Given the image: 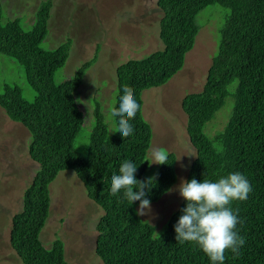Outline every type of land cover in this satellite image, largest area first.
I'll use <instances>...</instances> for the list:
<instances>
[{
	"label": "trees",
	"instance_id": "obj_1",
	"mask_svg": "<svg viewBox=\"0 0 264 264\" xmlns=\"http://www.w3.org/2000/svg\"><path fill=\"white\" fill-rule=\"evenodd\" d=\"M51 6V0L41 1L31 29L25 30L19 18L4 20L0 2V53L22 66L35 92L28 101L16 84H5L0 91V108L28 131V156L38 165L22 194V210L12 217L8 232L9 246L21 264H66L60 239L50 248L40 240L49 214V186L62 171H72L87 198L102 211L94 244L100 264H212L198 245L176 240L174 226L186 207L184 199L165 228L157 230L137 215L139 202L130 205L123 190L116 196L110 191L111 176L118 174L125 160L138 167L137 180L156 176L151 190L146 189L151 203L176 183L173 153H168L167 164L149 165L152 131L141 112V94L166 84L181 69L199 31L197 15L211 6H219L223 13L217 21L214 15L210 18L216 23V41L206 57L204 83L200 91L184 95L180 102L188 144L195 153L185 180L215 182L239 172L250 181L248 198L231 204L243 221L237 231L246 242L238 255L227 251L224 264H264V0H156L161 11L157 24L162 49L130 59L115 71L114 108L119 106L125 85L134 90L140 105L129 121L133 134L122 138L117 132L119 117H114L116 130L109 134L96 103L85 153L73 147L86 121L74 94L96 53L70 79L55 83V72L64 66L71 40L54 49L41 48ZM225 105L229 115L224 129L207 136L205 125Z\"/></svg>",
	"mask_w": 264,
	"mask_h": 264
},
{
	"label": "rangeland",
	"instance_id": "obj_2",
	"mask_svg": "<svg viewBox=\"0 0 264 264\" xmlns=\"http://www.w3.org/2000/svg\"><path fill=\"white\" fill-rule=\"evenodd\" d=\"M41 1L44 0H0L4 20L19 18L25 30L31 29ZM51 2L47 35L41 48L54 49L67 39L71 40L69 56L64 66L55 72V83L70 79L96 53L95 61L85 71L82 83L74 94L78 105L85 111L86 121L73 147L85 153L94 123L93 116L91 121L90 117L96 103L100 104L108 133L113 134L116 130L111 115L115 104L116 67L127 60L144 58L148 53L162 49L157 24L161 11L156 6V0ZM222 13L219 6L200 11L197 15L199 31L181 69L166 84L144 90L141 94V112L152 131L150 150L163 148L176 158V183L157 202L151 203L147 215L139 216L157 230L165 228L167 220L183 199L176 189L181 180H185V170L195 153L188 144L187 120L180 102L184 95L202 89L209 65L206 57L216 41V23L210 22V18L214 15L213 19L217 21ZM5 84L19 86L23 98L28 101L35 96L22 66L0 53V91ZM228 115L225 105L205 125L207 136L223 130ZM29 140L28 131L0 108V264H21L9 246L8 232L12 217L22 210V194L38 169L28 156ZM150 150L149 165L152 162ZM153 165L156 164L150 166ZM49 191V214L40 232L43 246L50 248L55 239H60L64 244L66 264H100L94 253V244L95 226L102 215L101 209L87 198L72 171L60 172L50 183ZM138 208L139 205L136 206Z\"/></svg>",
	"mask_w": 264,
	"mask_h": 264
},
{
	"label": "clouds",
	"instance_id": "obj_3",
	"mask_svg": "<svg viewBox=\"0 0 264 264\" xmlns=\"http://www.w3.org/2000/svg\"><path fill=\"white\" fill-rule=\"evenodd\" d=\"M122 91L119 106L112 109L111 115L119 117L117 132L122 138H127L134 131L129 121L135 118L140 105L131 87L125 85ZM150 157L151 164L164 165L167 164L168 152L154 147L150 150ZM137 168L135 164L125 160L118 174L111 176L110 191L116 196L123 190V196L130 205L139 202L137 215L144 216L151 210L146 189L151 190L150 186L155 182L156 176L137 180ZM176 191L186 201V207L181 210L182 215L174 226L176 240L195 243L212 264H224L225 253L229 250L238 255L246 241L237 231V225L243 221L239 219L238 209L234 211L231 204L248 198L252 191L250 181L239 172L230 173L215 182L207 179L202 182L195 178L190 181L182 179Z\"/></svg>",
	"mask_w": 264,
	"mask_h": 264
}]
</instances>
